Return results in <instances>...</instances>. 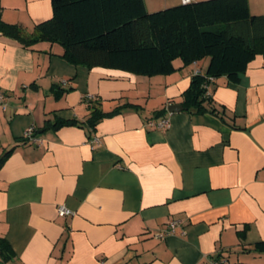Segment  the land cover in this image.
Returning <instances> with one entry per match:
<instances>
[{"label":"crops","instance_id":"1","mask_svg":"<svg viewBox=\"0 0 264 264\" xmlns=\"http://www.w3.org/2000/svg\"><path fill=\"white\" fill-rule=\"evenodd\" d=\"M1 3L27 35L53 16L52 0ZM248 3L264 14V0ZM255 47L238 82L209 84L216 114L171 113L209 57L145 76L0 34V156L11 149L0 167V237L14 250L0 264H264V40ZM94 105L115 111L95 129L85 123ZM161 117L167 128L149 125ZM31 126L37 141L25 137ZM59 204L74 213L60 216ZM174 219L176 232L158 237Z\"/></svg>","mask_w":264,"mask_h":264},{"label":"trees","instance_id":"2","mask_svg":"<svg viewBox=\"0 0 264 264\" xmlns=\"http://www.w3.org/2000/svg\"><path fill=\"white\" fill-rule=\"evenodd\" d=\"M52 7V18L27 35L19 24L3 19L0 0V34L24 45L38 40L58 42L65 49L64 58L76 65L145 76L174 72L177 58L190 65L209 57L206 73L193 75L183 93L184 109L196 113L216 114L209 78L225 75L238 82L256 56V41L264 40V14H253L248 0H189L156 11H148L145 0H52ZM94 106L85 123L95 129L115 111ZM76 122L58 120L54 126ZM10 152L0 156V167ZM256 248L264 249V242ZM13 256L11 244L0 237V257Z\"/></svg>","mask_w":264,"mask_h":264},{"label":"built area","instance_id":"3","mask_svg":"<svg viewBox=\"0 0 264 264\" xmlns=\"http://www.w3.org/2000/svg\"><path fill=\"white\" fill-rule=\"evenodd\" d=\"M189 0H183V2H188ZM195 74H198V72H195ZM210 81H213V78H209ZM5 104V94L0 89V106H3ZM150 126L158 127V128H167L169 126V118L168 117H161L157 120H150L149 122ZM25 137L28 140L31 141H37L39 138H37L34 127H29L25 131ZM100 142V138L94 134L90 137L89 143L93 147L94 145L98 144ZM57 212L60 216H69L72 215L74 212L68 208L65 204H59L57 207ZM180 220H171L166 227V229L163 232H160L157 234L158 237H164L165 235L174 234L180 225ZM212 264H230L229 260L225 256H220L212 260Z\"/></svg>","mask_w":264,"mask_h":264},{"label":"rangeland","instance_id":"4","mask_svg":"<svg viewBox=\"0 0 264 264\" xmlns=\"http://www.w3.org/2000/svg\"><path fill=\"white\" fill-rule=\"evenodd\" d=\"M147 1H148V7H149L148 10H150V11H156V10L163 9L166 7H170V6H173V5L180 3V0H147ZM153 2L157 3V6H153V4H152ZM165 2L168 4H165ZM156 7H158V8H156Z\"/></svg>","mask_w":264,"mask_h":264},{"label":"water","instance_id":"5","mask_svg":"<svg viewBox=\"0 0 264 264\" xmlns=\"http://www.w3.org/2000/svg\"><path fill=\"white\" fill-rule=\"evenodd\" d=\"M184 108V106H183V104H170L169 106H168V111L169 112H176V111H180V110H182Z\"/></svg>","mask_w":264,"mask_h":264}]
</instances>
